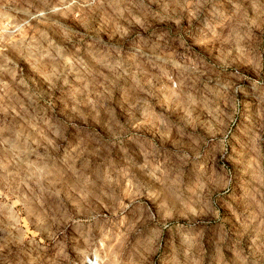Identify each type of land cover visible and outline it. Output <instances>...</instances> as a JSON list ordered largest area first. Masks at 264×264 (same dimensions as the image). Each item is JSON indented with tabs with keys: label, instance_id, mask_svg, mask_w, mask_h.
I'll use <instances>...</instances> for the list:
<instances>
[{
	"label": "clouds",
	"instance_id": "clouds-1",
	"mask_svg": "<svg viewBox=\"0 0 264 264\" xmlns=\"http://www.w3.org/2000/svg\"><path fill=\"white\" fill-rule=\"evenodd\" d=\"M0 264H264V0H0Z\"/></svg>",
	"mask_w": 264,
	"mask_h": 264
}]
</instances>
